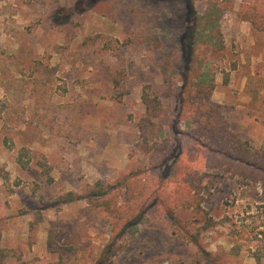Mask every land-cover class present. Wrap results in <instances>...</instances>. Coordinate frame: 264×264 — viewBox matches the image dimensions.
I'll list each match as a JSON object with an SVG mask.
<instances>
[{"label": "rangeland", "instance_id": "obj_1", "mask_svg": "<svg viewBox=\"0 0 264 264\" xmlns=\"http://www.w3.org/2000/svg\"><path fill=\"white\" fill-rule=\"evenodd\" d=\"M258 1L0 0L1 264H264V182L229 176L202 192L201 209L174 200L178 158L219 172L217 155L194 142L181 151L167 124L165 171H151L137 126L145 91L178 120L188 28L217 6L213 100L264 151V30L238 13ZM129 177L143 221L106 259L109 211L57 198Z\"/></svg>", "mask_w": 264, "mask_h": 264}, {"label": "trees", "instance_id": "obj_2", "mask_svg": "<svg viewBox=\"0 0 264 264\" xmlns=\"http://www.w3.org/2000/svg\"><path fill=\"white\" fill-rule=\"evenodd\" d=\"M194 13L195 22L188 28L187 34L189 39L186 44L185 71L179 94L178 120H168L164 114L163 101L145 91L143 102L146 112L137 126L138 146L142 152L149 154L151 171L161 174L165 171L159 161L161 157L162 163L167 160V149L163 147V142L170 141V138L164 136L160 141L167 124L179 135V138L175 136L174 139L179 140L181 151L186 143L194 142L217 155L214 167L219 172L200 171L180 156L168 174V181L172 185L170 194L175 195L174 200L194 199L190 205L201 209L204 199L202 192L209 190L215 182L235 175L245 180L264 182V151L254 147L249 140L243 139L233 131L222 107L213 100L215 72L212 67V54L220 51L223 46L219 28L222 10L215 6L209 7L203 15ZM238 13L252 21L258 29L264 30V0L242 4ZM114 83L119 85L120 81L114 80ZM181 122H184L185 128ZM22 156L19 157V162L25 165ZM133 179L129 177L118 185L99 181L87 195L69 191L57 198L59 202L68 203L88 197L92 203L102 205L109 211L113 238L103 253L107 255L106 259H112L110 255L117 253L119 248L123 249L122 245L116 248L120 246L116 240L117 236L130 230L135 231L134 229L143 221V213L136 202L138 194L134 190ZM123 195L128 197L127 200L121 199ZM3 258V249L0 248V264ZM257 259L260 260V256H257Z\"/></svg>", "mask_w": 264, "mask_h": 264}]
</instances>
